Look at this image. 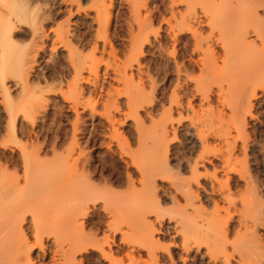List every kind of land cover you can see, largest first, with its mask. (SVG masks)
Returning <instances> with one entry per match:
<instances>
[{
  "label": "rangeland",
  "instance_id": "rangeland-1",
  "mask_svg": "<svg viewBox=\"0 0 264 264\" xmlns=\"http://www.w3.org/2000/svg\"><path fill=\"white\" fill-rule=\"evenodd\" d=\"M208 4L0 0V236L20 264L262 263L236 214L264 196V61L223 58ZM243 89L263 97L246 152Z\"/></svg>",
  "mask_w": 264,
  "mask_h": 264
},
{
  "label": "bare ground",
  "instance_id": "bare-ground-1",
  "mask_svg": "<svg viewBox=\"0 0 264 264\" xmlns=\"http://www.w3.org/2000/svg\"><path fill=\"white\" fill-rule=\"evenodd\" d=\"M208 1H209V4H208L209 7L207 8V16L209 18V25L212 28L216 27V29H214V28L213 29L217 30L219 33V38H221L222 41L224 40L223 41V45H224L223 58L238 57V58H241V60H243V59L245 60L247 58H249V59L254 58V59L258 60V63L259 62L261 63V61H264V0H208ZM5 7L7 8L6 12L4 11L3 13H1V11H0V14H1L0 18L2 19L0 22V53H3V48H4L3 44L8 45V44L14 43L13 42L14 22H13V19L11 17V13H9L8 5ZM222 7H223V11H224V9L228 10V11L226 12L225 17L220 18V21L218 23H216V22L214 23L213 13L217 12L218 10H220V11H218L217 13L221 12ZM238 7H240L239 10H237ZM214 25H216V26H214ZM238 26H240L239 28H240L241 32H238L237 30H235V28ZM234 30H235V32H234ZM227 39H230V41H228ZM225 41H227L228 43ZM231 41H233L236 46H231V44L229 43ZM221 56L222 55L217 54L215 52L213 54L212 53L210 54V57L213 60H217V59L221 58ZM223 58H221V59H223ZM3 64L4 63H0V66H2ZM8 83L9 82H7L6 79L0 80V90H7L9 87ZM238 86H240V84ZM241 88H243V87H241ZM241 88L239 90H241ZM244 88H246V87L244 86ZM244 91H246V90L243 89L242 94L245 93ZM248 91H249V94L245 93L243 95V97H241L242 100L240 99V105H239L240 111L238 110V112H240L239 117L241 118V120H240V125L237 129H238V132H240V135L242 136L243 141L245 140L243 142V146H242V149L244 150L243 152H246L247 148L248 149L250 148L249 147L250 145H253L251 147H252V149L254 147V150H255V147L257 148V147L261 146V145H259V144H261L260 142L255 143L253 140L252 141L254 144H252L248 135L245 136L246 135L245 131H246V128L248 126L246 124L247 122L244 121V119H247V117L245 115L247 113V114H250V116H251V114L253 113L252 109L254 108V103L255 102L257 103L258 101L262 100V98H263V97H261V95H259L260 93L259 94L257 93V90H256V92L252 91L253 93L251 92V94H250V90H248ZM259 91L261 92L262 90L259 89ZM262 106H264V105H262ZM262 146H264V144H262ZM233 149L236 150V148H233ZM259 150L257 149V152ZM262 151H264V148L262 149ZM232 152L234 153V150ZM261 153H263V152H260L259 154H261ZM231 156L233 158V155H231ZM200 157H201V155H200ZM200 157H198L197 162L200 160L201 163L202 162L204 163L205 157H201V158ZM202 158L204 161H201ZM232 158L230 157V158H228V160L229 159L231 160ZM208 160H210V159H208ZM240 160H237L239 165L241 166L240 169L245 170L247 166L244 165ZM232 161H231V163H232ZM197 162H195L194 167L191 169V171L193 170L192 172H195L194 174L196 177L198 176L196 174L199 173V172L197 173L198 167L203 165V163L199 164ZM206 162L209 163V161H207V160L205 161V163ZM226 162H227V160H226ZM205 163H204V165H205ZM262 164H263V162H262ZM263 169H264V167H263ZM262 171H264V170H262ZM262 174H263V172H262ZM196 180H197V178H196ZM199 180H200V178L196 182H199ZM262 184H263V182H262ZM257 186H260V185H256V186L253 185V188L256 187V189H260L261 187H264V184L261 185L260 188L259 187L257 188ZM191 193H194V192L192 191ZM260 193L262 195L261 191H260ZM213 194H215V193H213ZM207 195H209V194H207ZM194 196L197 197L196 195H194ZM208 197H211V195ZM228 198H230V197L228 196ZM174 199L176 200V198H174ZM262 202H264V196L262 199L260 194L255 191L253 194V203H254V206H256V207L249 205V206H247L246 209L244 208V209L239 210V211L236 210V211H238L236 215H238V213L240 215L239 222H238L240 229L239 228L238 229H239V231L240 230L245 231L244 232L245 236H247L248 239H250L249 240L251 243L250 249H252L253 253L255 251L256 254L257 253H259V255L261 254L260 258L264 257V204H262L263 205V208H262V205H261ZM178 203L179 202L177 201V204ZM87 210H88V208H86L85 210L82 209V213H83L82 215L83 216H85L87 214ZM225 227H226V224H225ZM223 230L224 231H222L221 234L223 232L227 231L225 229H223ZM240 232H242V231H240ZM246 232H248L250 235H248V233L246 235ZM260 232H262V234H260ZM224 236H226V233L223 234V236H222L223 239H225ZM84 237H85V249L87 250L88 246H90L89 243H90L93 235L86 233V234H84ZM246 249H248V248H246ZM16 256H17V254H15L12 251L10 246L3 244L1 236H0V264H20L19 259ZM254 259L258 260L259 258L256 259L254 256ZM260 262H262L261 264H264V258ZM253 263L254 262L252 261V264ZM255 263H256V261H255Z\"/></svg>",
  "mask_w": 264,
  "mask_h": 264
}]
</instances>
